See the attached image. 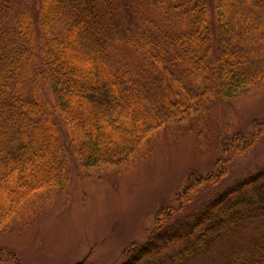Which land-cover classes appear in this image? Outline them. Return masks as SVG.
I'll use <instances>...</instances> for the list:
<instances>
[{"label":"trees","instance_id":"trees-1","mask_svg":"<svg viewBox=\"0 0 264 264\" xmlns=\"http://www.w3.org/2000/svg\"><path fill=\"white\" fill-rule=\"evenodd\" d=\"M261 88L264 0H0V232L35 194L66 187L70 163L118 169L160 129ZM263 139L264 117L230 134L118 264L211 257L243 232L214 264H264V165L223 184ZM6 263L22 264L0 251Z\"/></svg>","mask_w":264,"mask_h":264},{"label":"rangeland","instance_id":"rangeland-1","mask_svg":"<svg viewBox=\"0 0 264 264\" xmlns=\"http://www.w3.org/2000/svg\"><path fill=\"white\" fill-rule=\"evenodd\" d=\"M262 117L264 88L247 98L211 101L205 118L160 129L146 156L118 169L80 173L70 163L66 187L35 194L0 232V251L17 252L22 264H118L125 247L145 239L155 212L174 204L187 174L213 170L224 140L237 130L248 131L251 120ZM263 165L264 139L235 158L223 184ZM245 238L243 232L234 240L242 244ZM235 242L220 244L211 257L175 264L220 262Z\"/></svg>","mask_w":264,"mask_h":264},{"label":"water","instance_id":"water-1","mask_svg":"<svg viewBox=\"0 0 264 264\" xmlns=\"http://www.w3.org/2000/svg\"><path fill=\"white\" fill-rule=\"evenodd\" d=\"M76 264H82V261H78Z\"/></svg>","mask_w":264,"mask_h":264}]
</instances>
